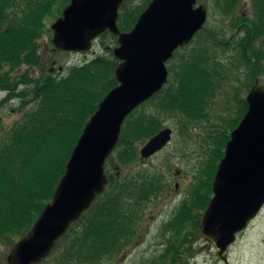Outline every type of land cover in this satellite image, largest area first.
<instances>
[{
  "label": "trees",
  "instance_id": "trees-1",
  "mask_svg": "<svg viewBox=\"0 0 264 264\" xmlns=\"http://www.w3.org/2000/svg\"><path fill=\"white\" fill-rule=\"evenodd\" d=\"M18 1L0 0V92L6 93L0 106L14 99L20 100L22 106L34 100L37 106L0 143V237L9 233L26 235L51 202L85 126L99 103L118 84L115 71L120 63L112 53L99 55L83 65L71 67L65 76L43 72L41 78H36L31 70L42 65L40 40L49 31L45 21L60 0H33L22 10L16 8ZM253 8L256 19L250 21V26L240 24V32L245 30V35L238 45L242 52L240 60L248 68V75L251 73L252 82L259 74L257 67L260 72L264 71V50L251 53L252 42L264 36V0H256ZM144 10L136 15L121 14L120 29L131 30ZM207 51L201 48L177 69L169 68L170 83L152 99L161 96L157 104L161 114L181 113L194 120L202 117V110L215 88ZM24 67L26 71L20 73ZM243 103L238 123L229 127L232 130L247 112L246 99ZM134 114L126 119L117 145V148L128 147L120 156V162L125 165L137 152L136 143L153 137L162 127L159 115L131 119ZM229 138L227 132L220 141L212 172L200 182L204 183L203 192L194 188L189 202H184L180 214L172 220L170 226L177 225L179 233L187 223L194 235L201 232V217L213 195L212 183ZM141 176L143 180L135 178L136 181L127 174L109 178L110 183H116L114 188L98 196L72 225L74 236L59 264H99L126 249L137 231L133 217L140 215L132 205L150 200V194L160 190L159 181L153 177L147 181L146 176ZM198 209L196 218L194 210Z\"/></svg>",
  "mask_w": 264,
  "mask_h": 264
},
{
  "label": "water",
  "instance_id": "water-1",
  "mask_svg": "<svg viewBox=\"0 0 264 264\" xmlns=\"http://www.w3.org/2000/svg\"><path fill=\"white\" fill-rule=\"evenodd\" d=\"M124 0H70L51 26L56 50L89 52L99 36L117 37L112 53L120 63L118 84L98 105L80 136L59 185L31 230L10 250L8 264H40L72 225L91 208L109 184L105 165L117 147L122 126L138 107L169 82L167 62L204 28L208 10L197 0H151L129 32L118 26ZM56 61L50 73H54ZM62 70V67H59ZM248 109L231 132L202 216L201 234L220 254L236 242L264 209V86L246 97ZM164 128L140 150L143 159L162 151L172 139Z\"/></svg>",
  "mask_w": 264,
  "mask_h": 264
},
{
  "label": "rangeland",
  "instance_id": "rangeland-1",
  "mask_svg": "<svg viewBox=\"0 0 264 264\" xmlns=\"http://www.w3.org/2000/svg\"><path fill=\"white\" fill-rule=\"evenodd\" d=\"M31 1L33 0H19L16 5L17 10L26 8ZM255 1L197 0L196 7L203 5L208 10L204 28L196 34L188 45L175 51L173 57L167 62V67L169 69L175 66L177 69V66L189 55L205 47L208 50V57L211 59L209 68L213 75L215 88L202 110V117L198 120L184 117L181 113L161 114L157 108L161 96L152 101L155 95L133 112L136 114L131 119L137 118L139 115H159L162 118L161 130L170 128L173 132L172 139L162 151L148 159L141 157L140 150L150 138L136 143L137 152L126 165L120 162V156L128 148L124 145L116 148L107 159L105 169L109 178L113 179L115 176L121 177L127 174L133 181H136L135 178L143 180L142 174L144 178L146 176L147 181H152V177L155 181H159L160 190L157 194H150V200L132 205L131 208L136 209L140 214H137V218L136 216L133 217L137 226L135 237L119 255L99 264H148L168 245L170 240L168 237L172 231L166 232L165 228L169 227L172 220H175L180 214L184 202H189V195L192 190L197 187L203 192L202 185L204 183L200 182L206 180L208 174L212 172L211 167L217 155L216 152L220 148V141L227 132L233 131L229 127L235 122L238 123L244 108L243 100L246 99L257 81L256 76H254V82H252L251 73L249 72L248 75V68L240 60L242 52L238 48L245 35V30L240 32V29L245 25L250 26V21L256 19L253 8ZM149 2L150 0H126L121 9V14L125 16L128 13L136 15L146 8ZM69 4L70 0H60L45 21L49 31L40 40L42 65L31 70V74L36 78H41L43 72L49 73L53 61H56L57 64L54 73L51 75L62 77L67 75L71 67L83 65L99 55H109L112 53V49L118 46L114 35L105 32L94 42L93 49L89 52L56 50L52 43L54 32L51 26L62 16L64 9ZM240 24L242 27L239 29ZM222 44H226L227 47L222 46ZM254 50H264V36L252 42L251 53L255 52ZM59 67H62V70H59ZM26 68H22L20 73H24ZM169 79L171 80L170 77ZM258 80V84L264 86V71L259 73ZM31 92L33 91L31 90ZM5 95V92H0V103ZM36 106L37 101L34 100L30 104L22 106L18 99L0 106V143L9 135L11 129L22 121L24 115ZM124 125L125 123L123 127ZM147 181L145 182L150 184ZM115 184L109 181L105 191L110 192ZM198 213L199 209L194 210L196 218ZM252 225L253 227L264 228V209ZM189 227L190 224L187 223L184 228L188 229ZM73 232L70 228L66 235L59 240L50 255L40 264L61 263L65 249L72 242ZM24 236L9 233L0 237V264H8L7 256L11 248ZM199 248H196V253L203 254L198 256L196 264H214L216 262L212 255L206 256L204 254L205 249ZM235 254L236 248H233L231 253L233 264H236ZM169 263V260L163 262V264Z\"/></svg>",
  "mask_w": 264,
  "mask_h": 264
},
{
  "label": "flooded vegetation",
  "instance_id": "flooded-vegetation-1",
  "mask_svg": "<svg viewBox=\"0 0 264 264\" xmlns=\"http://www.w3.org/2000/svg\"><path fill=\"white\" fill-rule=\"evenodd\" d=\"M125 2L126 0H124ZM124 3L119 10V18ZM262 62L264 65V59ZM257 71L260 73L259 67H257ZM256 80L254 86H261L258 84V76ZM255 220L249 222L247 228L237 234L236 242L224 254H220L214 242L211 239L205 238L201 232L198 235H194V230L191 226L188 229L183 228L182 232H180L181 235L177 225L173 227L169 226L165 228L166 232L172 231L169 235L171 237H168L170 239L168 245L165 246L162 253H159L148 264H163L165 260H169V264H196L198 256L203 254L196 253V248L198 247L202 250L205 249L204 254L206 256L212 255L215 258L216 262L214 264H233L231 255L233 248H236V264H264V228L253 227L252 224Z\"/></svg>",
  "mask_w": 264,
  "mask_h": 264
}]
</instances>
